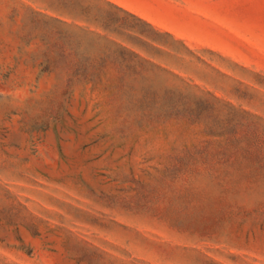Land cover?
Here are the masks:
<instances>
[{"label": "rangeland", "instance_id": "rangeland-1", "mask_svg": "<svg viewBox=\"0 0 264 264\" xmlns=\"http://www.w3.org/2000/svg\"><path fill=\"white\" fill-rule=\"evenodd\" d=\"M0 264H264V0H0Z\"/></svg>", "mask_w": 264, "mask_h": 264}]
</instances>
